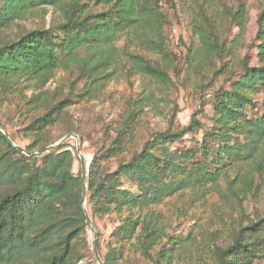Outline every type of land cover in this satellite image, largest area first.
<instances>
[{"label": "trees", "instance_id": "1", "mask_svg": "<svg viewBox=\"0 0 264 264\" xmlns=\"http://www.w3.org/2000/svg\"><path fill=\"white\" fill-rule=\"evenodd\" d=\"M161 1L0 0V31L35 11L42 16L52 13L48 26L23 28L0 38V92L5 99L6 93L16 97L20 131L29 141L23 152L0 131V264H97L86 236L89 222L82 204L81 171L71 170L72 150L61 143L43 152L56 140L49 129L62 121L76 94L52 101L44 88L59 68L73 69L93 84L108 76L121 55L146 82L168 84L167 18ZM224 11L231 24H243V5ZM192 21L199 49L224 63L232 54L227 35L200 7ZM255 23L258 55L264 61V0ZM122 35L134 39L131 50L115 46ZM150 52L166 63L149 59L145 53ZM241 72L228 89L213 90L208 123L193 113L185 126L158 130L136 142L135 121L150 101V91L141 92L113 128L114 136L93 152L86 170V210L98 251L95 221L114 218L106 252L100 255L103 264H133L124 255L126 249L139 255V264H172L171 255L179 254L187 242L200 252L197 264H264V212L218 243L196 244L192 236L172 240L166 250H156L162 235L150 217V205L176 191L203 193L226 179L229 190L245 197L256 186L255 174L263 175L264 63L249 66L244 60ZM22 90L31 93L27 96ZM0 126L14 142L1 120ZM69 132L77 133L73 124ZM184 139L191 144L185 146ZM243 165L249 170L241 172ZM229 171L234 172L231 179Z\"/></svg>", "mask_w": 264, "mask_h": 264}, {"label": "rangeland", "instance_id": "2", "mask_svg": "<svg viewBox=\"0 0 264 264\" xmlns=\"http://www.w3.org/2000/svg\"><path fill=\"white\" fill-rule=\"evenodd\" d=\"M239 5H243L246 14L243 24L237 26L236 23L231 24L229 18L224 16V7L236 10ZM161 6L167 18L164 39L168 62H164L159 55L151 52L145 55L149 59L158 58L167 64L170 76L168 84L152 80L146 82L123 55L120 56L117 65L108 69L109 74L106 78L93 84L89 85V81L78 76L75 70L61 68L55 71L53 78L46 84L44 89L52 101L62 99L70 92L76 94L72 95L73 103L66 108L62 121L59 119L58 123L49 129L50 137L56 140L48 145L55 144L68 134L76 136L63 142L72 150L74 160L71 170L74 174L80 171V156L84 159L87 170L93 152L114 136L113 128L126 117L133 100L138 98L141 92L150 91V101L146 103L144 111L135 121L136 142L158 130L170 128L174 130L185 126L193 113L200 122L208 123L207 117L211 114L208 102L213 90L218 87L228 89L230 83L243 74L241 65L244 60L249 66L264 63L258 55V41L255 39L257 30L255 19L262 7V0H162ZM199 7L219 25V32L227 35L226 46H231L232 54L225 57L224 63L213 54H207L205 50L199 49L197 35L192 31V19ZM51 19V11L44 16L41 11H35L0 31V38L4 34L22 31L23 28L48 26ZM131 38L122 35L115 42V46L121 51L123 49L129 51L134 42ZM231 76V81H228ZM22 91L27 96L31 93L30 90ZM6 94V99L2 93L0 94V120L14 142L6 133L8 138L23 148L29 141L20 131L23 126L22 116L18 115L21 107L14 95ZM256 98L260 102L261 95H257ZM201 102L203 106L200 105ZM201 108L203 109L200 111ZM71 124L76 127L77 133H66L67 127ZM198 135L199 133L196 134ZM183 144L188 146L191 141L184 139ZM77 145L80 155L76 151ZM116 160L117 158L110 162L111 168L115 166ZM238 170L240 172V169ZM248 170L249 168L243 165L241 172ZM233 177L234 172L229 171V179ZM254 182L256 186L252 185V190L245 197L238 192L235 195L228 189L226 179H222L213 190L196 193L186 188L164 197L159 203L150 205V217L160 228L162 235L156 250L160 248L166 250L171 246L172 240L179 241L185 237L193 236L196 244L202 245L206 240L218 243L227 239L237 226H244L257 214L264 212V173L261 176L256 173ZM235 185L240 186L238 182ZM125 187L132 189L127 182ZM84 207L87 209L86 198ZM113 220L112 217H104L95 221V228L99 232V255L106 252L109 234L114 226ZM92 225L94 229L93 222ZM86 236L93 250L90 224ZM97 239L96 236V243ZM178 253L171 255L172 264H197L198 257L201 256L196 245L190 242L179 249ZM124 255L133 264L142 263L139 255L132 250L126 249ZM92 259L95 260L94 250Z\"/></svg>", "mask_w": 264, "mask_h": 264}, {"label": "water", "instance_id": "3", "mask_svg": "<svg viewBox=\"0 0 264 264\" xmlns=\"http://www.w3.org/2000/svg\"><path fill=\"white\" fill-rule=\"evenodd\" d=\"M0 131L3 133V135L7 138L8 142H10L13 146H15L18 150H21L24 152V150L18 146V145H15L14 143H12V141L8 138V136L2 131V129L0 128ZM70 137H73V138H76L75 135L73 134H68V135H65L64 137H62L60 140H58L55 144L53 145H50L48 147H46L43 151H50L52 149H54L55 147H57L58 145H60L61 143H63L66 139L70 138ZM76 151L77 153L80 155V150H79V147L77 145L76 147ZM37 154V153H35ZM80 171H81V180H82V204H83V208H84V211H85V215H86V218L92 228V234H93V250H94V258L96 260V263L97 264H103L101 258H100V255L98 253V250H97V243H96V233L93 229V225H92V222L88 216V213L84 207V203H85V198H86V184H87V172H86V165H85V161L84 159L80 156Z\"/></svg>", "mask_w": 264, "mask_h": 264}]
</instances>
